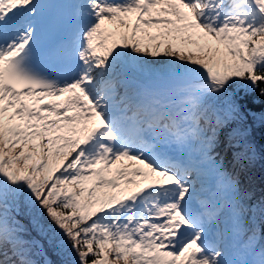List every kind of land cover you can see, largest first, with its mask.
<instances>
[{"label": "snow or ice", "instance_id": "obj_1", "mask_svg": "<svg viewBox=\"0 0 264 264\" xmlns=\"http://www.w3.org/2000/svg\"><path fill=\"white\" fill-rule=\"evenodd\" d=\"M264 0H0V264H264Z\"/></svg>", "mask_w": 264, "mask_h": 264}, {"label": "trees", "instance_id": "obj_2", "mask_svg": "<svg viewBox=\"0 0 264 264\" xmlns=\"http://www.w3.org/2000/svg\"><path fill=\"white\" fill-rule=\"evenodd\" d=\"M254 135L258 146L264 144V132H262L260 129H256ZM250 175H252L253 183L258 191L261 189V187H264V159L258 158L257 163L252 169V173Z\"/></svg>", "mask_w": 264, "mask_h": 264}]
</instances>
